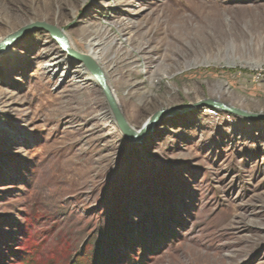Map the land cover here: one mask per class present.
<instances>
[{
	"label": "rangeland",
	"instance_id": "rangeland-1",
	"mask_svg": "<svg viewBox=\"0 0 264 264\" xmlns=\"http://www.w3.org/2000/svg\"><path fill=\"white\" fill-rule=\"evenodd\" d=\"M34 21L98 52L134 128L206 98L264 116V0H0V42ZM10 44L0 264H264V119L204 107L133 146L91 78L47 70L48 32Z\"/></svg>",
	"mask_w": 264,
	"mask_h": 264
},
{
	"label": "water",
	"instance_id": "water-1",
	"mask_svg": "<svg viewBox=\"0 0 264 264\" xmlns=\"http://www.w3.org/2000/svg\"><path fill=\"white\" fill-rule=\"evenodd\" d=\"M37 30H45L51 35L53 40L57 43V46L65 52V56L67 57L70 66L80 65L91 74L92 81L100 89L101 94L113 115L115 124L123 136L133 146L140 145L142 140L152 132L157 124L162 123L165 118L190 113L204 107H211L217 111L229 113L235 116L250 119H264L263 115L245 111L244 109L235 107L230 103L222 102L218 98H206L181 107L161 108L149 116L144 123L145 126L142 124V126H144L142 129L136 131L128 123L118 98L114 94V91L108 82L106 71L102 65H100L98 60L92 54L80 52L70 47L67 35L57 25L45 21H34L23 27L20 31L4 38L0 42V52L4 47L20 38L27 31Z\"/></svg>",
	"mask_w": 264,
	"mask_h": 264
},
{
	"label": "bare ground",
	"instance_id": "bare-ground-1",
	"mask_svg": "<svg viewBox=\"0 0 264 264\" xmlns=\"http://www.w3.org/2000/svg\"><path fill=\"white\" fill-rule=\"evenodd\" d=\"M68 41H69V39H68ZM126 41L129 42V38H127ZM69 44H70V47L74 48L70 41H69ZM10 45L11 44H9L6 47H4L3 50L4 51H8ZM92 50H93L92 46L89 47V51L93 52L92 55L99 62L100 56L98 55V52L97 51H92ZM86 53H90V52H86ZM66 64H69V61L67 60V57L65 56V52L59 46H56L55 51L52 52L49 56H47L46 60H45V65L48 68L47 70H51V72L53 74H58V76H60V77L65 75V73H66V67H65ZM75 66L76 67H75V69L72 72V77L75 80V82H77V83H87L88 80H90V78L92 79L91 74L85 68L81 67L80 65H75ZM77 67L78 68L80 67V68L86 70L88 73L84 72L82 69H78ZM109 111H110V109H109ZM110 114L112 116L111 122L115 123L111 111H110ZM144 126H145V124H144ZM144 126H141L139 128H134L133 127V129H135L136 131H139V129H142Z\"/></svg>",
	"mask_w": 264,
	"mask_h": 264
},
{
	"label": "trees",
	"instance_id": "trees-1",
	"mask_svg": "<svg viewBox=\"0 0 264 264\" xmlns=\"http://www.w3.org/2000/svg\"><path fill=\"white\" fill-rule=\"evenodd\" d=\"M71 264H75V263H71Z\"/></svg>",
	"mask_w": 264,
	"mask_h": 264
}]
</instances>
